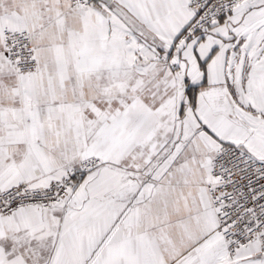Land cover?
Returning a JSON list of instances; mask_svg holds the SVG:
<instances>
[{"label": "snow or ice", "instance_id": "snow-or-ice-1", "mask_svg": "<svg viewBox=\"0 0 264 264\" xmlns=\"http://www.w3.org/2000/svg\"><path fill=\"white\" fill-rule=\"evenodd\" d=\"M0 264H264V0H0Z\"/></svg>", "mask_w": 264, "mask_h": 264}]
</instances>
